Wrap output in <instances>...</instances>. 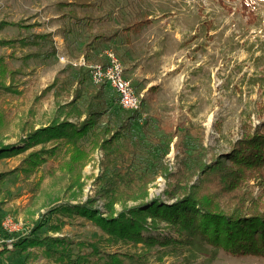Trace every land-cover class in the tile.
I'll return each instance as SVG.
<instances>
[{
  "label": "trees",
  "instance_id": "16d2710c",
  "mask_svg": "<svg viewBox=\"0 0 264 264\" xmlns=\"http://www.w3.org/2000/svg\"><path fill=\"white\" fill-rule=\"evenodd\" d=\"M102 4L99 0H62L57 5L61 17L66 19L64 33L73 36L69 45L81 46L82 54L91 62L98 60V51L104 43H129L131 33L151 22L145 14V19H125L120 27H109L105 32L102 22L110 20V13L95 14ZM46 36L0 38V48H15L17 41L23 46L39 45ZM57 51L55 45H50L44 57L51 58ZM38 55L37 51H31L23 58L26 61ZM14 59H18L14 53L0 54V140L17 119L19 143L24 145L19 148L1 145L0 157L24 152L27 155L13 169L0 171V197L5 198L2 187L8 176L20 173L29 179L44 165L52 177L58 171L65 174L68 189L82 190V171L90 154L99 149L103 155L101 172L94 181V197L78 205L67 203L49 209L32 219L27 233H8L0 225V234L13 237V247L25 254L26 259L38 257L28 250L37 247L61 264L134 261L131 253L107 251L104 241L111 245L132 242L135 247L143 243L149 249L157 245L172 253L185 249L195 259L207 254L210 263L220 250L235 256H264V119L254 125L248 116L242 124V137L230 144V152L223 159L207 164L203 128L185 123L172 125L161 115H145L148 100L158 91V85L147 89L138 109H124L119 95L107 81L95 85L89 70L68 65L61 70L60 77L35 93L27 110L21 111L30 99L25 97L24 102L15 104L23 89H19L22 70L12 66ZM134 88L140 95L137 88L144 90L145 85L138 82ZM49 93L56 101L57 114L40 124L36 120L38 106ZM261 114L258 112L259 118ZM175 139L179 168L169 172L164 161ZM159 175L170 180L166 196L171 203L158 198L145 201L149 184ZM195 177L199 178L198 184L193 183ZM43 178L44 175L27 183L29 191L35 194ZM251 179L260 188L257 195L248 184ZM98 200L104 201L106 215L96 207ZM138 200L141 204L127 208L128 202ZM116 205L122 206V210L116 212ZM75 212L91 218L99 226L100 235L77 245L66 236H53L61 232L62 221L58 218V222L52 223V218L58 213L72 216ZM148 219L151 229L159 230V223L165 222L177 236L143 237ZM1 246L0 254L9 250L6 243Z\"/></svg>",
  "mask_w": 264,
  "mask_h": 264
},
{
  "label": "rangeland",
  "instance_id": "374dc122",
  "mask_svg": "<svg viewBox=\"0 0 264 264\" xmlns=\"http://www.w3.org/2000/svg\"><path fill=\"white\" fill-rule=\"evenodd\" d=\"M60 1L0 0V25L3 24L0 38L47 35L39 45L23 46L17 41L15 48H0V54L14 53L18 57L11 63L22 70L19 89H23V95H19L15 104L24 102L25 97L30 99L28 104L21 107V111L27 110L35 93L60 77L61 70L66 66L70 65L74 69L82 67L72 64L83 58V48L78 44L69 45L73 36L64 33L66 19L61 17V11L58 10ZM99 1L103 4L95 14L106 16L110 13L111 16L110 20L102 22L105 32L109 27H120L125 19L140 20L145 19L143 15H148L147 19L151 22L137 33H131V42L104 43L98 51V57L103 50L111 49L124 66L126 78L132 85L140 82L147 86L153 80L150 85L159 86L148 100L145 115H161L164 121L172 125L185 123L203 128L204 143L208 148L207 164L214 159H223L230 152V144L242 137V124L248 116L254 125L264 119V110L261 108L264 107V0ZM50 45H55L58 51L55 56L45 58ZM31 51H37L39 55L30 56L25 61L23 56ZM61 57L65 58L64 62ZM137 91L142 97L146 93L140 88ZM61 101L64 102L65 98ZM56 109V101L49 93L43 104L38 106L36 120L40 124L49 122L57 114ZM258 112L262 113L261 118ZM16 121L9 133L0 140V146L13 145L19 148L24 145L19 143ZM175 141L164 161L169 172H176L179 168ZM26 155L27 152L0 157V171L13 169ZM102 156L99 149L90 154L82 171V190L68 189L67 176L58 171L52 177L46 173L45 165L29 179L20 173L8 176L2 187L5 198L0 197V201H3V204L0 203V225L8 233H27L25 230L32 226V219L39 218L49 209L67 203L78 205L94 197V181L101 172ZM43 175L40 189L33 194L27 183L38 181ZM169 181L166 176H157L149 184L145 201L158 198L171 203L172 200L167 201L166 196ZM198 182L199 178L195 177L193 183ZM248 184L255 190L254 195L260 192L253 179ZM138 204H141L140 200L130 201L126 206L129 208ZM96 207L106 215L104 201H96ZM115 209L119 212L122 206L116 205ZM58 218L62 221V230L52 235L66 236L76 245L80 241L96 238L101 233L91 218L77 212L72 216L58 213L51 222H58ZM7 219L11 222L5 228ZM148 221V229L142 231L143 237L177 236L169 231L165 222L159 223V230H153L151 219ZM3 243L7 244L9 250L0 254V264H61L56 263L53 257L45 256L37 247L28 250L34 251L38 257L26 259L25 254L13 247V237L0 234V251ZM103 244L107 251L119 250L134 255V261H127V264H264V256H235L224 250H220L210 263L207 254L195 259L185 249L172 253L168 248L157 245L149 249L143 243L136 247L132 242L111 245L104 241Z\"/></svg>",
  "mask_w": 264,
  "mask_h": 264
},
{
  "label": "built area",
  "instance_id": "2783aa9c",
  "mask_svg": "<svg viewBox=\"0 0 264 264\" xmlns=\"http://www.w3.org/2000/svg\"><path fill=\"white\" fill-rule=\"evenodd\" d=\"M99 57L97 61L88 62L86 57L83 56L80 61H74L72 64L86 67L95 85L107 81L110 87L119 95L120 104L124 109H138L142 96L134 91V86L126 78L125 68L116 54L111 49H105ZM60 59L63 62L65 61L64 57ZM10 222V219L5 221V228H8Z\"/></svg>",
  "mask_w": 264,
  "mask_h": 264
},
{
  "label": "crops",
  "instance_id": "0c3cea01",
  "mask_svg": "<svg viewBox=\"0 0 264 264\" xmlns=\"http://www.w3.org/2000/svg\"><path fill=\"white\" fill-rule=\"evenodd\" d=\"M147 60H149V58H148ZM143 62H144V61H143ZM135 76H136V74H135ZM139 76L141 77L142 75L140 74ZM134 78H136V77H134ZM141 78H142V77H141ZM145 78L147 79L148 77H145ZM152 81H153V80L150 81V84L152 83ZM150 84H149V85L147 84V86H145L144 91H147V89L149 88V86H151Z\"/></svg>",
  "mask_w": 264,
  "mask_h": 264
}]
</instances>
